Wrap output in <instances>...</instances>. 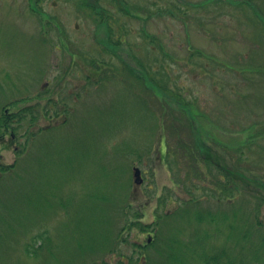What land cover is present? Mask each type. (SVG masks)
<instances>
[{
  "label": "rangeland",
  "instance_id": "rangeland-1",
  "mask_svg": "<svg viewBox=\"0 0 264 264\" xmlns=\"http://www.w3.org/2000/svg\"><path fill=\"white\" fill-rule=\"evenodd\" d=\"M37 1H40L39 14L32 11L36 0H0V118L13 107L17 112V105L41 103L47 111L50 109L45 113L48 119L55 110L47 102L53 93L48 94V91L58 81H63V90L57 100L60 106L72 107L73 114L66 120L57 119L53 127H47L50 122L43 119L40 127L47 132L40 133L31 143L26 142L29 154H18L9 144H0V211L3 213L0 214V234L5 236L0 239V264H56L58 255L65 264L74 263L77 252L92 250L93 244L84 247L83 241L93 240V233L89 236L85 233L87 219L81 213L57 215L60 203L71 201L73 208L75 204L81 205L89 220L91 205L95 206L93 200L104 201L103 194L115 197L117 203L119 199L122 202L118 209L115 204L114 208H108L106 218L112 223L104 238L96 241L101 243L100 247H105L106 253L97 255V261L107 259V250L114 249L113 264L121 260L120 253L126 263L132 258L136 263L148 259L149 264H177L175 259L180 257L181 251L187 254V264H201V244L197 239L202 230L208 229L203 231L208 237L203 234L202 240L209 247L207 255L212 256L213 250H220L218 236L231 241V235L236 233L232 225H236L241 216L239 211L248 212L245 207L239 210L235 205L239 202L240 206H254V200L247 198V202L242 196L235 205L223 210L226 203L220 206L211 197L203 202L206 208L184 209L182 206L192 196L181 186L176 187L171 168L163 161L168 127L162 112L168 107L175 112L185 111L195 125V136L202 147L213 144L216 135L207 128L200 112L215 123H219L218 120L222 125L233 122L234 126L227 130L211 125L218 135L234 145L239 146L241 140H246L245 134L239 132L249 113L264 114V0H157L158 6L154 9L158 17L148 16L141 21L123 18L118 22L121 16L115 12L118 19L114 21L106 16L103 25H95L93 12H87L85 6L74 8L64 1L57 5L49 0ZM88 2L94 3L93 0ZM117 2L123 5V0ZM172 2L182 5L183 9ZM109 4L105 2L104 6L115 11L116 5ZM140 4L142 10L150 9V1ZM124 7L130 10V15L140 19L139 14L132 12L129 2ZM114 22L116 26H112ZM108 25L114 33L123 34L133 29L142 30V35H127V42L116 51L127 68L122 72L123 77H104L90 85L89 59L96 58L108 67L115 66L119 59L107 56L108 50L116 49L109 44ZM189 35L191 38L186 37ZM94 41L106 47L98 49ZM139 43L140 53L135 50L133 55L132 47ZM101 53L107 58H102ZM138 61L155 68V81L150 80ZM133 70L138 71L135 73L141 81L132 74ZM106 72L108 75L116 73L110 69ZM135 81L140 87L135 86ZM74 84L76 90L70 97ZM164 85L168 92L163 90ZM242 104L248 108H242ZM249 118L252 124L257 117ZM29 122L14 125L18 127L17 135L27 132ZM260 126L254 125L253 132L258 133L264 123ZM0 132V139L9 140L10 133ZM173 140L172 137L175 145ZM227 147L235 148L229 143ZM249 159L257 163L259 171L264 170V153L259 152L254 160ZM128 166L130 171L125 180L129 176L133 185V197L128 196V199L135 200L136 204L134 211L114 217L129 193L125 187L123 191L120 184ZM8 167L7 172H1ZM135 168L141 172V183L136 182ZM35 186L42 189L44 196L41 200V196L35 200L28 196L31 202L28 206L17 202L21 197L16 201L12 196L14 190L26 193ZM54 188L58 190L55 196L52 195ZM252 194L256 193L249 192L248 197ZM202 196L205 194L200 192L198 198ZM169 197H172L171 202ZM109 201L115 203V200ZM19 205L24 208L15 209ZM11 212L12 216L8 217L6 213ZM176 212L179 213L174 216ZM182 212L191 214L183 217ZM208 212H219L217 222L204 221L198 225L191 221L192 214L197 219L198 214ZM125 225L132 231L128 235L130 240L115 244V239L124 238ZM51 242L59 249L55 252L53 248L49 254L47 249ZM138 242L153 245L144 250L137 246ZM179 242L185 248L179 249ZM25 248L34 255L26 253ZM63 250L66 257H62ZM93 254L97 252L87 253L80 261L89 264L92 257H96ZM259 264H264V258Z\"/></svg>",
  "mask_w": 264,
  "mask_h": 264
},
{
  "label": "trees",
  "instance_id": "trees-1",
  "mask_svg": "<svg viewBox=\"0 0 264 264\" xmlns=\"http://www.w3.org/2000/svg\"><path fill=\"white\" fill-rule=\"evenodd\" d=\"M53 1L56 2L54 5H57L60 1H64V2L70 3L69 4L70 6L73 5L74 8L85 6L84 9L87 12H90V14L93 12V14H91V17L95 20V25L105 24L107 20L106 16L107 17L111 16L112 20L114 21L116 18L118 19V16H121L118 22H122L123 18L129 19V20L141 21V20L148 19V16L158 17V11L154 9V7L158 6L157 0H148L150 1V4H149L150 9H143V10L141 9L140 2L141 1L146 2L147 0H123L122 6H121V3L117 2V0L116 1L115 0H93L94 2L93 4L89 3L88 0H52V2ZM39 2L40 1L36 0V3H37V4L35 3L36 8L32 9V11L35 13L39 12V9H40L39 8L40 6H38ZM105 2H109L110 3L109 5L111 4L116 5V7L114 6L116 8L115 11H111L109 9V6L108 7L104 6ZM128 2L131 4V6H133L132 12L135 14H139L140 19L137 18L136 16L130 15V12H129L130 10L128 11L125 9L124 5H126ZM172 4L177 8L183 9L182 5H178L174 2H172ZM78 12H79L78 14H81L80 11ZM115 12L117 13L118 16H115ZM116 25L117 23L115 22L112 23V26H116ZM111 27L108 25V40H109V44L111 43L114 47H116V49L114 52L108 50L107 56L109 58H112V57L119 58L117 59L115 63L120 68L116 67V65L112 66L113 68L108 67L106 63L97 61L96 58L89 59L88 62L91 63L90 67L92 68L90 70L91 75L88 74V81H91L90 85L95 84L92 81H99V79L103 80L104 77L105 78L107 77L120 78V75L122 76V72L123 71L126 72L127 68L123 66V63H122L123 60L120 58L119 54L117 53L119 47L121 46V44L125 43V41L127 42V38H128L127 35L129 36L132 34L134 35V33L140 36L142 35L140 33V31L142 30H133V29L125 30V32H122L123 34L114 33L113 28ZM123 27L125 29V26ZM186 37L191 38L190 35ZM61 43L65 45L62 42V40H61ZM94 43L98 45L99 47L98 49H101L102 47H106L103 44H100V42L94 41ZM140 44L141 43L136 44V47H132L133 55L136 54V51L140 53L139 51ZM102 53H101L102 58L106 59L107 56L104 57ZM138 59L142 60V58H138ZM138 63L141 66V69H146V73L149 75L150 80L155 81V78H154L155 68H153L151 64L148 67L147 64H145L144 62L138 61ZM96 64L98 65V69L96 68ZM109 69L116 71V73L110 72V75H108L106 70H109ZM135 72H138V71L133 70L132 74L136 77L138 81H141ZM92 75L94 76L96 75V76L92 77ZM100 75H102L103 78ZM138 81H135L136 87H140V83H139V86H137ZM144 81H145V78H144ZM164 88L165 89L163 90L165 92H168L167 85H164ZM218 97L220 98L221 95ZM47 102L49 103L50 106H53L52 102L50 103L48 99H47ZM19 106L20 105L15 106V109L17 112H15V110L13 109L14 107H13L8 112L4 114L2 113V117L0 118V130H3L4 134L10 133L9 134L10 137L8 140L9 142L7 141L6 144H9L10 145L9 147L12 146L15 149V151L21 155L31 153L30 148L26 145V142L31 143V141L36 139L40 133L44 132V128L40 127V122L43 119H46L48 120V122H50L47 125V127L48 126L53 127L57 119L66 120V117L72 116L73 114V112L69 110L70 107H67V110L64 112L65 115L62 116L63 118L60 117L61 112L59 111L58 107H61L62 105L60 106L59 102L58 104H54L53 110L57 109L56 111L57 112L59 111L60 115L59 114L55 115L57 114V112L56 113L54 112V114L51 113L48 119L45 113L49 112L50 109L49 111H47L46 108L43 105H41V103L36 104V105L25 104V105H22L21 107ZM241 106L242 108H248L244 104H242ZM162 114H163V117L167 120V127H168L167 129L168 132L166 134L167 135L166 156L163 154L164 156L163 161L167 165L168 169L171 168L170 173L174 176L173 178H175L174 184L176 185V187L179 188L181 186L182 190H184L186 193L192 196L191 200L188 202H185L184 205L182 206L184 209L190 207L192 211H196L200 207L206 208V206L203 205V202L204 201H205L204 203L208 202L210 200L209 198L211 197H213L217 202L216 204L220 206L226 203L227 207L225 208L223 207V210L229 209L228 208L229 205H235L234 203L238 199H240L242 196H243L242 200L247 201L246 200L247 198L254 200V206L250 205L249 203H248L249 205L240 206L239 202L235 205L236 207H239V210L245 207V209H247L248 212L243 213L239 211L241 216L237 215L238 223H236V225H232V228H235L236 233L231 235V241H225L221 237L218 236V239L220 240V243H219L220 250L219 251L213 250L212 256L207 255L206 251L207 249H209V247H207L205 245V241L202 240L203 234L205 237H208V234L206 235V233H203V231L208 230V229L202 230L201 237H198L197 239V241L200 242L201 244L200 245L201 253L199 256L200 263L201 264H259L261 259L264 258V235H261V234H264V215H263L264 174L262 173V171L264 172V170L259 171L258 170L259 167L257 166V163L252 162L249 158L254 160V156L259 155V152L264 153V128L262 127L261 130L258 129L257 130L258 133L253 132L254 125H256V127L259 128L261 127L260 124L264 123V114H262V112L249 113L250 114L249 117H253V118L257 117V118L254 119L255 122H253L252 124L250 123L251 119L249 117L245 119L244 121L245 125H242L241 127L242 130H240L239 133L245 134L244 137L246 138V140H241L240 142L241 144L237 146V143L234 145V142H231V140H227L221 137V135H218L217 131L214 129V127H216L218 129L227 130L228 128H231L232 126H234L233 122L230 123L229 125H225V124L222 125L220 123V120H218L219 123H215L211 121V119L207 116V114H202L200 112V114L202 115L200 117H205V121L208 124L207 128L213 134L216 135L214 143L208 144V146L204 145V147H202L197 141L195 132H194L195 125L193 121L190 119V117L186 114L185 111L179 110L178 112H175L169 109L168 107V108L163 109ZM52 115H54L56 119ZM22 122L23 124L29 122V128L27 132L22 133L19 136L17 135L18 132H16L18 127H14V125L18 123L19 126H21ZM211 124H213L214 127ZM46 132L47 130L44 133ZM12 136H15V138H12ZM172 137L174 138L173 142H175V145L171 142ZM20 138H22L25 142L24 143L21 142ZM228 143L232 144L235 148H228L227 147ZM257 158L261 160L260 156ZM1 166H4V165L1 164ZM260 167L263 168L262 166ZM9 168L10 167L5 168L4 170L2 168L1 172L3 173L7 172ZM13 169L16 170L17 165L14 166ZM129 171H130V167L128 166L127 171L124 172L123 178L120 180L121 181L120 184L122 185L121 188L123 189V191L125 187L129 191V193L125 195V199L124 198L122 199L123 204L121 206V210H118V214L117 215L114 214V217H118L119 214L121 213L127 215L131 210L134 211V205L136 204V201L135 200L129 201L128 199V196L133 197V193L131 191V188L133 186L132 180L131 178H129V176L125 180V175L128 174ZM22 179L23 178L21 177L19 180L22 181ZM0 181H2V178H0ZM24 184H21L20 186H23ZM29 186H30L29 188L33 187L32 184H30ZM20 189L24 190L23 187H21ZM14 191L15 193L12 195L14 196L13 198L17 201V197H21V201H17V202L23 203V205L25 206L26 205L28 206V204H31V202L28 200V196H32L33 200L40 198V196H41L40 198L41 200L42 197L44 196V193L42 195V189L36 186L33 188V190L31 189L30 191L26 193H22L20 190H14ZM198 192L199 193L202 192L203 194H205V196L198 198V194H199ZM249 192L256 193V194H252L251 197H248ZM56 194H58V190L54 188L52 195L55 196ZM103 195H104L103 196L104 201L93 200V203L95 204V206L91 205V208L93 209H92V213L90 215L89 220L87 216L81 210L80 208L82 207L81 205L75 204V208H73L74 204L71 201H69V204H65V203H68V201L66 202L62 201L60 203L61 206H59V212L57 213V215L59 214L61 215L63 212H64V215L66 216L67 215L70 216V214L74 212L81 213L82 216L86 217L87 219L85 221V226L87 228L90 227L89 229L86 228L85 233L88 236L93 233V236H92L93 240L89 241L86 239L83 241L84 247H88L93 244L91 248L92 250L88 249V250H81L80 252H77L78 257L75 260V262L68 263V264H86L85 261L83 262L80 260L85 259L87 253H90V252H97V254H93L96 257L94 258L92 257L93 260H91L89 264H108V262L113 264L112 262L114 261L113 255L116 254V253H112L114 249H111L110 251L109 249L107 250V252L109 253L106 255L107 259L104 258L103 261L101 262L97 261L99 258L95 259L97 258V255L106 253L105 247H100L102 246L101 243H97L96 241L99 238H101L105 232L108 231L109 225L112 223V221L108 222L106 218L108 208L110 206L114 208L113 204H115L118 209L122 201H120L119 199V203H117V199L115 197L110 196V195H105V194ZM68 200H70V198ZM109 200H115V203ZM166 200H168V197ZM171 200H172V197H169V202H171ZM21 208H24V207L19 205V207L15 209H21ZM60 208H62L63 210H60ZM217 211H220V209ZM178 213L179 212L174 213V216L178 215ZM218 213L219 212L217 213L208 212V213L198 214L197 219L199 218V221L196 219L194 214H192L193 218L191 219V221L194 223H197L198 225H202L204 221H207L208 223L209 222L215 223L218 220ZM0 214H3V213L0 211ZM6 214L9 215L8 217H10L12 216L13 212L6 213ZM180 214L181 216L186 217V216H189V214L191 213L182 212ZM19 215L18 217H21ZM66 216L62 218L65 219ZM224 217H226V215H224ZM124 230H125L123 232L124 238L121 240L120 238L115 239V242H114L115 244L119 242L126 243L127 241L130 240L128 238V235L132 231L127 230L126 225H125ZM222 231L223 230H221L220 232ZM72 232L74 231L72 230ZM114 232H111V233H114ZM77 234L79 235L80 233H77ZM73 235L75 237V234ZM81 237L83 236L81 235ZM3 238H5V236L0 234V239H3ZM37 238H40V237L38 236ZM42 238H43V235H42ZM84 242H86V244H84ZM50 244H49L50 245L49 249H47L49 254L52 253L51 251L53 250V248L55 252H56V249H59V247L52 244V242ZM152 245L153 243L149 246L148 245L145 246L144 244L142 245V243L138 242L137 246L145 250L146 248L151 247ZM73 248L75 250L76 246ZM178 248L183 249L185 248V246L179 242ZM25 251L26 253L34 255L33 252L30 253L31 251L28 248L27 249L25 248ZM61 254L63 255L62 257H66L64 256L65 255L64 250ZM111 254L112 256L108 258ZM73 256H75L74 253H73ZM119 256L121 260L117 264H149L150 263L148 259L141 260L143 261L142 263L141 261L139 263H136V261L133 260L132 258L128 259L126 263V261L122 258L121 253L119 254ZM178 256L180 257L179 258L177 257L175 259L177 264H187L188 263L186 252L181 251L178 254ZM60 262H63V260L58 255L56 259V264H59ZM63 263L65 264V262Z\"/></svg>",
  "mask_w": 264,
  "mask_h": 264
},
{
  "label": "flooded vegetation",
  "instance_id": "flooded-vegetation-1",
  "mask_svg": "<svg viewBox=\"0 0 264 264\" xmlns=\"http://www.w3.org/2000/svg\"><path fill=\"white\" fill-rule=\"evenodd\" d=\"M53 5L56 3L55 1H53L52 2V0H49ZM43 14V13H42ZM43 15H45V14H43ZM62 82L63 81H58L57 82V84L55 83V85H54V87L51 89V90H49L48 91V94L51 92H53L52 93V95L48 98V100L50 101V103L52 102V104H53V106H54V104H58V94L63 90L62 89ZM46 85H49V83L47 82L46 83ZM72 88H73V90H71V92H70V97H71V95L73 94V92H74V90H76V84H74V85H72ZM49 96V95H48ZM57 110V109H56ZM67 110V106L65 105V106H61V107H59V111L61 112V115L59 114V111L57 112V111H55L54 110V112L56 113L57 112V114H55V115H60V117H62L63 115H65L64 114V112ZM70 111H72V108L70 107V109H69ZM9 111V109L8 110H6V112H8ZM54 118H55V116L54 115H52ZM12 138H15V136H12ZM7 139L4 137V138H2V139H0V144H3V145H6V143H7Z\"/></svg>",
  "mask_w": 264,
  "mask_h": 264
},
{
  "label": "water",
  "instance_id": "water-1",
  "mask_svg": "<svg viewBox=\"0 0 264 264\" xmlns=\"http://www.w3.org/2000/svg\"><path fill=\"white\" fill-rule=\"evenodd\" d=\"M135 177H136V182H138V183H141V179H140V177H141V172H140V170L138 169V168H135Z\"/></svg>",
  "mask_w": 264,
  "mask_h": 264
}]
</instances>
